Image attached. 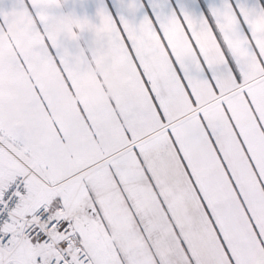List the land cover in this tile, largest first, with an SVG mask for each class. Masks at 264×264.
<instances>
[{
  "label": "snow or ice",
  "instance_id": "snow-or-ice-1",
  "mask_svg": "<svg viewBox=\"0 0 264 264\" xmlns=\"http://www.w3.org/2000/svg\"><path fill=\"white\" fill-rule=\"evenodd\" d=\"M62 6L0 0V264H264V0Z\"/></svg>",
  "mask_w": 264,
  "mask_h": 264
},
{
  "label": "crops",
  "instance_id": "crops-1",
  "mask_svg": "<svg viewBox=\"0 0 264 264\" xmlns=\"http://www.w3.org/2000/svg\"><path fill=\"white\" fill-rule=\"evenodd\" d=\"M103 5L107 7L110 13L113 16L118 17L121 14V0H62V8L58 10V14L69 15L76 14L80 17H87L93 22H98L96 17V12L98 7ZM143 4V8L136 14L135 22L139 23L143 16L147 13L148 10V0H140ZM8 6L11 4V0H6ZM215 3L219 4L220 0H215ZM87 39V34L85 35ZM83 44V41H82Z\"/></svg>",
  "mask_w": 264,
  "mask_h": 264
}]
</instances>
